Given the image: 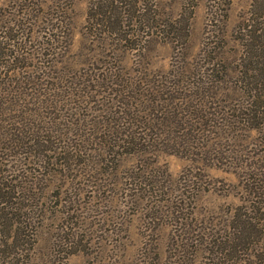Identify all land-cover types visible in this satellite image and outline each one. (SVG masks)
I'll list each match as a JSON object with an SVG mask.
<instances>
[{"label": "rangeland", "instance_id": "1", "mask_svg": "<svg viewBox=\"0 0 264 264\" xmlns=\"http://www.w3.org/2000/svg\"><path fill=\"white\" fill-rule=\"evenodd\" d=\"M93 1L0 0L1 65L28 75L52 63L85 82L114 67L165 80L179 62L195 74L216 69L208 102L264 110V82L241 71L252 0H103L114 25L124 18L117 29L107 18L90 23ZM20 42L26 58L9 62ZM262 111L255 130L240 124L236 140L218 139L224 158L210 163L158 151L145 167L137 155L116 167L92 153L21 182L0 219V264H264ZM238 216L251 218L250 245L226 249Z\"/></svg>", "mask_w": 264, "mask_h": 264}, {"label": "trees", "instance_id": "2", "mask_svg": "<svg viewBox=\"0 0 264 264\" xmlns=\"http://www.w3.org/2000/svg\"><path fill=\"white\" fill-rule=\"evenodd\" d=\"M91 5L94 13L89 17L90 23L95 24L101 17L107 18V25L114 29L123 27L124 18L114 25L112 12L103 0ZM142 10V17L149 12ZM244 26L252 41L242 53L241 62L246 67L241 71L246 76L253 72L250 77L263 83L264 43L260 44L259 39L264 33V0H252ZM0 37H4L2 33ZM123 39H128L127 35L120 41ZM19 44L21 53L11 50L9 62L26 58L27 45ZM209 70L195 74L178 62L166 79L160 80L149 72L134 70L123 74L114 67L83 82L78 73L66 72L52 63L34 66L28 75L25 70L6 69L0 63V219L8 214L13 199L23 193L21 182L28 178L37 180L39 173L53 170L55 165L71 168L78 156L95 153L102 163L108 161L116 167L125 155L141 156L145 167V159L158 151L194 157L193 163L224 158L221 148L215 147L218 139L236 140L240 124H248L249 131L255 130L262 109L258 102L233 107L208 102L206 96L216 69ZM192 76L195 80L191 82L188 77ZM236 152L233 149L227 156L234 158ZM236 222L234 234L226 241L233 240V244H226V249L250 245L254 232L251 218L238 216Z\"/></svg>", "mask_w": 264, "mask_h": 264}]
</instances>
